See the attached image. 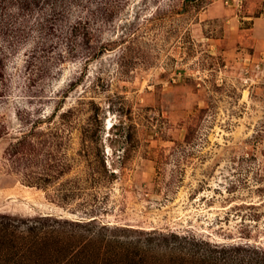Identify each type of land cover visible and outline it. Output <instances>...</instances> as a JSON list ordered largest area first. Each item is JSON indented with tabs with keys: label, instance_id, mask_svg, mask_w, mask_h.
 <instances>
[{
	"label": "rangeland",
	"instance_id": "374dc122",
	"mask_svg": "<svg viewBox=\"0 0 264 264\" xmlns=\"http://www.w3.org/2000/svg\"><path fill=\"white\" fill-rule=\"evenodd\" d=\"M52 2L0 9V264L264 259V0Z\"/></svg>",
	"mask_w": 264,
	"mask_h": 264
},
{
	"label": "trees",
	"instance_id": "16d2710c",
	"mask_svg": "<svg viewBox=\"0 0 264 264\" xmlns=\"http://www.w3.org/2000/svg\"><path fill=\"white\" fill-rule=\"evenodd\" d=\"M15 1V8L13 10H16L18 12V16H21L22 13H29L33 10V8H39L40 6L44 5L47 2H52L50 7V12L52 13L51 16H59L63 15V13L66 12V10L73 5L74 2H77L78 0H14ZM0 9L1 13L6 12L8 9L6 7V0H0ZM106 15V14H105ZM4 17V16H3ZM10 19H7L9 21L8 26L13 27V20L15 17L11 16ZM18 20V18H16ZM84 20L82 18H79V20L76 22L75 26H73L72 32L78 33L80 31L86 32L89 28V22H83ZM15 23V22H14ZM24 22L20 23V29L23 31L26 27L23 26ZM8 26H5L7 29ZM88 33H85V36H87ZM51 217H46L45 219H50ZM29 230V236L26 238L29 241L26 242H19L18 248L22 250V252H25L24 254L26 256L31 257H38V253L43 251V248L46 247H52L55 246L56 243H62L63 245L66 244L68 247H73L72 244L74 240L77 241V238L72 236L71 238H68L67 242L62 241V235L63 232L56 230L54 228H51L50 231L43 232L38 231L37 226L31 225ZM33 235V236H32ZM32 238V239H31ZM33 238H36L33 240ZM31 239V241H30ZM75 241V242H76ZM72 243V244H71ZM75 245V244H74ZM89 246V247H86ZM78 248V250H86L82 248H92L93 252L94 250H100V253L97 255L93 254L89 258L85 257L82 260H79V264H118V255L117 252L119 250H122L124 247L121 246L118 242H112L107 241L106 238L102 233L98 234L96 238L86 240L74 247V249ZM180 252L187 251L192 255L193 257L196 255V251H194V248H187L186 246H180L179 248ZM75 251V250H73ZM109 255V257H108ZM75 257V254H72L69 256L64 263L68 264L71 260H73ZM256 264H264V259H258Z\"/></svg>",
	"mask_w": 264,
	"mask_h": 264
},
{
	"label": "bare ground",
	"instance_id": "6f19581e",
	"mask_svg": "<svg viewBox=\"0 0 264 264\" xmlns=\"http://www.w3.org/2000/svg\"><path fill=\"white\" fill-rule=\"evenodd\" d=\"M107 125H108V128H111V127H112V123H111V122L108 123ZM107 130H108V129H107Z\"/></svg>",
	"mask_w": 264,
	"mask_h": 264
}]
</instances>
